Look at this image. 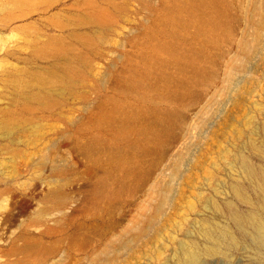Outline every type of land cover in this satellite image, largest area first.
I'll return each instance as SVG.
<instances>
[{"label": "rangeland", "instance_id": "obj_1", "mask_svg": "<svg viewBox=\"0 0 264 264\" xmlns=\"http://www.w3.org/2000/svg\"><path fill=\"white\" fill-rule=\"evenodd\" d=\"M181 5L0 0V264H264V0Z\"/></svg>", "mask_w": 264, "mask_h": 264}, {"label": "bare ground", "instance_id": "obj_2", "mask_svg": "<svg viewBox=\"0 0 264 264\" xmlns=\"http://www.w3.org/2000/svg\"><path fill=\"white\" fill-rule=\"evenodd\" d=\"M215 4V0H182V5L180 8L182 9H188L190 8L192 12L199 11L200 7L204 6H213ZM208 20H210L212 23H214L215 26H219V21L220 17L219 14L216 13L213 16L208 15ZM252 22L255 23V27L257 30V36L256 40L261 37V31L264 28V10L261 11L259 18L257 20H252ZM242 49L244 53H246V58L250 54V49L252 47H255V45L251 46V43L248 41H242ZM239 60V59H238ZM241 63V64H240ZM237 62L236 60L232 61L231 63V70L228 73V78H231L235 72V70L239 69L240 67L243 66L242 62ZM181 166H182V157H179L178 160L173 164V174L178 175V172L181 171ZM245 167L247 170L250 172H253V168L251 165L246 161L245 162ZM263 184H264V178H263ZM170 189H161V195H160V200L158 203V207L156 208L155 211L151 212L148 215L150 218V221L157 222L159 220L160 215L162 214L163 207L167 201V191ZM149 213V212H148ZM237 223L241 226H245L247 223H252L253 228H254V238L256 242L264 248V221L263 220H258V221H252L250 218H244L240 215L237 216L236 219ZM205 231L208 235L213 236L214 235V230L212 226L209 224L208 226L205 227ZM216 248L215 247H209L208 251L213 252ZM184 258L182 259V262L186 261L187 263L190 264H196L200 262V256L199 252L194 244H189L184 246Z\"/></svg>", "mask_w": 264, "mask_h": 264}]
</instances>
